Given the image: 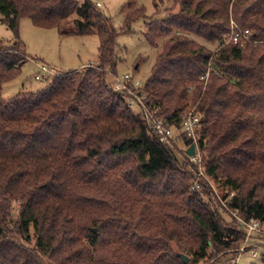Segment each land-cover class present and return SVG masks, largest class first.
Here are the masks:
<instances>
[{
	"label": "trees",
	"instance_id": "obj_1",
	"mask_svg": "<svg viewBox=\"0 0 264 264\" xmlns=\"http://www.w3.org/2000/svg\"><path fill=\"white\" fill-rule=\"evenodd\" d=\"M173 1L178 9L156 18L128 0L127 31L147 18L146 41L156 48L163 40L139 89L184 145L193 141L182 114L199 115L203 168L220 199L205 180L191 188L193 174L177 156L190 166L186 151L175 138L161 142L111 89L123 49L96 2L0 0V22L15 36L0 42V264H199L238 252L247 234L232 212L264 224V0ZM22 17L45 29L73 19L62 33L97 35V64L4 99L5 82L28 60ZM232 21L249 40L229 41ZM231 190L227 209L221 200Z\"/></svg>",
	"mask_w": 264,
	"mask_h": 264
},
{
	"label": "rangeland",
	"instance_id": "obj_2",
	"mask_svg": "<svg viewBox=\"0 0 264 264\" xmlns=\"http://www.w3.org/2000/svg\"><path fill=\"white\" fill-rule=\"evenodd\" d=\"M79 1L81 2V0ZM92 1H99L103 4L101 7L102 11L105 12L109 18H111L112 25L116 29L117 33H119L117 42L118 46L123 49V53L117 64V73L131 74L139 80L145 81L155 57L157 56L159 50H161L163 40L161 39L158 42V46L156 48L150 46V44L146 41L143 34L147 18L135 21L131 24L130 30L127 31L125 25V15L129 10L128 0ZM136 1L139 5L146 7V14L148 16L156 18L165 17L170 12L174 13L179 7V4L173 0H158L157 2L159 3V6L157 9L153 0ZM73 29L74 23L71 18L63 24L61 29H45L34 25L33 21L29 18L22 17L19 25V36L21 37L24 50L28 55V60L22 64V69L17 77L5 82L2 91L3 98L8 99L14 95L20 94L22 91L37 92L46 89L55 74H52L45 79L35 80L36 74L41 71V68L38 66L39 62L53 68L55 73H62L73 69H83L85 66L97 64L99 51L98 36H79L71 33L64 35L62 33ZM14 37L15 36H13V32L7 23L4 21L0 22V42L3 44L12 42ZM193 38L203 45H210L201 37L193 36ZM164 39L166 40L167 37ZM215 48L216 46H214V49ZM140 55L145 57V61H143L139 69L136 70L134 62ZM133 110L137 112L136 108ZM178 133L179 132L177 131L175 132V139ZM175 141L177 142L180 151H184V142L180 138ZM177 156L179 157L181 163H186L188 166L186 168L190 169L187 163L188 161H186V157H184L180 152H177ZM210 182V187H212L216 196L220 199L221 189L217 187L216 182L212 178L210 179ZM231 214L234 216L233 212ZM224 218L227 220L230 219L226 215H224ZM236 220L238 227L241 228L238 218ZM253 238H255V240H253ZM246 239L247 236L240 246L245 243ZM246 243L248 244V247L251 245L255 247L257 246L256 244H258L255 248L257 255L253 256L251 251H246L244 254H241L237 264H264L262 262V257L264 256V233L254 235V237L248 239ZM238 255L239 249L236 254H223L215 260L200 261L199 264H233Z\"/></svg>",
	"mask_w": 264,
	"mask_h": 264
},
{
	"label": "built area",
	"instance_id": "obj_3",
	"mask_svg": "<svg viewBox=\"0 0 264 264\" xmlns=\"http://www.w3.org/2000/svg\"><path fill=\"white\" fill-rule=\"evenodd\" d=\"M99 7H102L103 4L99 1L96 2ZM232 33L229 38V41L237 44L240 41L249 40L250 31L249 29H241L238 28L235 22L232 21ZM38 66L41 68V71L36 74V79H45L52 74H56L55 70L51 67H48L46 64L39 62ZM208 73L202 75L201 79H207ZM109 84L111 89L115 92H120L125 94L128 97L127 105L130 109H137V112L141 114L144 118L148 126L152 129V131L156 134V136L160 139L161 142H165L168 144L173 143V139L175 137V126L171 124V122L161 114V110L159 107L151 108L147 105V97L148 95L139 88L142 86V81L138 78L132 76L127 73H114L109 75ZM200 120L199 115L193 110H186L182 114L181 120V129L184 132L185 136L188 139H191L193 142L189 145H185V151L190 147V145H195L194 154L189 157L190 162V172L193 174V181L191 184V188L193 190L201 189L202 181L205 180L211 186L210 178L207 176L206 172H204L203 168V156L202 151L199 145V141H197L196 130L197 124ZM187 154V153H186ZM236 194V190H231L228 193L227 201H222L224 207L228 209V201ZM233 214L238 218L241 229L245 230L247 234V239L245 243L240 246L239 255L236 257V260L233 264H237L241 254H244L246 251H251L253 256L257 255L255 248L248 247L246 243L248 239L254 237L257 234L264 233V224L256 219L251 220H243L236 215V212Z\"/></svg>",
	"mask_w": 264,
	"mask_h": 264
},
{
	"label": "water",
	"instance_id": "obj_4",
	"mask_svg": "<svg viewBox=\"0 0 264 264\" xmlns=\"http://www.w3.org/2000/svg\"><path fill=\"white\" fill-rule=\"evenodd\" d=\"M194 150H195V145L194 144L190 145V147L186 151L187 155H189V156L193 155ZM93 231L95 232L96 229L94 228ZM180 256L185 263H187L189 261V256H187L186 254L182 253V254H180Z\"/></svg>",
	"mask_w": 264,
	"mask_h": 264
},
{
	"label": "crops",
	"instance_id": "obj_5",
	"mask_svg": "<svg viewBox=\"0 0 264 264\" xmlns=\"http://www.w3.org/2000/svg\"><path fill=\"white\" fill-rule=\"evenodd\" d=\"M253 240H255V238H253ZM252 243H253V242H252ZM253 244H255V243H253ZM256 245L258 246V244H256ZM257 246L254 247L253 245H251L250 247H252V248H253V247L256 248Z\"/></svg>",
	"mask_w": 264,
	"mask_h": 264
}]
</instances>
